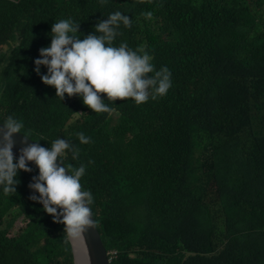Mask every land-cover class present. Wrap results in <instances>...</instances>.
I'll return each mask as SVG.
<instances>
[{
    "label": "trees",
    "instance_id": "trees-1",
    "mask_svg": "<svg viewBox=\"0 0 264 264\" xmlns=\"http://www.w3.org/2000/svg\"><path fill=\"white\" fill-rule=\"evenodd\" d=\"M114 11L131 27L113 43L167 66L172 87L141 105L101 94L109 113L60 101L34 70L52 25L71 18L81 39L100 35ZM8 115L41 147L79 150L61 160L86 167L110 264H264V0H0V122ZM29 168L0 194V264H74L62 210L44 211Z\"/></svg>",
    "mask_w": 264,
    "mask_h": 264
},
{
    "label": "clouds",
    "instance_id": "clouds-1",
    "mask_svg": "<svg viewBox=\"0 0 264 264\" xmlns=\"http://www.w3.org/2000/svg\"><path fill=\"white\" fill-rule=\"evenodd\" d=\"M100 3L105 4L107 0H100ZM121 25L131 27V20L121 11L111 12L106 21L96 25L95 31L100 35L81 39L78 36L79 25L73 19L56 21L51 27L50 45L40 49V58L34 61L36 74L40 75L43 66L46 73L40 75L41 81L55 89L60 101L65 96H77L95 113L112 111L101 99V94L111 104L117 99H131L141 105L149 99L164 97L172 87L170 70L167 66L157 70L152 63L153 57L146 51L133 50L125 43L114 44ZM0 126V194L5 197L13 195L19 183L18 173L30 172L28 163L33 162L38 168V177L30 187L39 194L44 211L57 217L58 209H61L60 219L55 222L64 225V235L69 241L83 239L84 233L95 227L90 207L93 194L84 190L81 184L86 167L84 164L77 168L57 167L56 164L57 160L64 164L61 157L68 153L73 160L77 159L79 150L55 138L50 148L33 143L22 150L19 158H14L12 137L22 134L24 124L14 115H8ZM77 137L80 144L91 142L83 132L77 133ZM66 170L70 175L65 174Z\"/></svg>",
    "mask_w": 264,
    "mask_h": 264
},
{
    "label": "water",
    "instance_id": "water-1",
    "mask_svg": "<svg viewBox=\"0 0 264 264\" xmlns=\"http://www.w3.org/2000/svg\"><path fill=\"white\" fill-rule=\"evenodd\" d=\"M2 127V126H0ZM2 131V129H0ZM13 140V156L19 158L23 149L30 147L33 141L30 138L23 136L22 134H14ZM2 146V143H0ZM57 167H65L59 160L56 162ZM28 166L38 171L37 166L33 162H29ZM66 175L70 173L66 170ZM94 220V217L92 215ZM95 222V220H94ZM75 264H110L109 255L107 249L101 239V235L97 230L96 223L95 227L88 229L84 233V237L81 240L70 241Z\"/></svg>",
    "mask_w": 264,
    "mask_h": 264
},
{
    "label": "rangeland",
    "instance_id": "rangeland-1",
    "mask_svg": "<svg viewBox=\"0 0 264 264\" xmlns=\"http://www.w3.org/2000/svg\"><path fill=\"white\" fill-rule=\"evenodd\" d=\"M77 118H78V116H76ZM192 186H194V183H193V185ZM26 222V221H25ZM24 225V222H23V220H18L17 222H16V224L14 225V227H13V230H12V232L10 233V236H16L17 235V233H18V231L21 229V227Z\"/></svg>",
    "mask_w": 264,
    "mask_h": 264
}]
</instances>
